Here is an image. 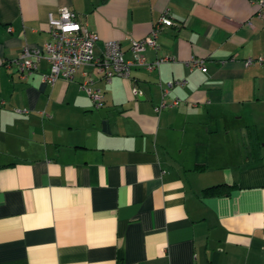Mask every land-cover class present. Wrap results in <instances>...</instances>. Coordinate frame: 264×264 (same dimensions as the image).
I'll list each match as a JSON object with an SVG mask.
<instances>
[{"label":"crops","instance_id":"0c3cea01","mask_svg":"<svg viewBox=\"0 0 264 264\" xmlns=\"http://www.w3.org/2000/svg\"><path fill=\"white\" fill-rule=\"evenodd\" d=\"M62 7L97 32V54L116 39L126 58L129 39L147 35L167 9L173 24L143 54L173 59L110 81L84 64L49 84L42 58L21 78L11 61L50 39L49 16ZM256 7L0 0V264H264V61L256 60L264 17ZM191 57L204 69H190ZM86 76L103 92L99 107L79 87ZM181 79L156 111L161 87Z\"/></svg>","mask_w":264,"mask_h":264},{"label":"built area","instance_id":"2783aa9c","mask_svg":"<svg viewBox=\"0 0 264 264\" xmlns=\"http://www.w3.org/2000/svg\"><path fill=\"white\" fill-rule=\"evenodd\" d=\"M250 2L257 5L255 14L258 17H264V0H250ZM49 23L50 39L40 45L23 46L19 56L11 61L16 64L21 78H25L27 74L32 72L37 62L42 58L49 64V72L42 75V80L49 84H53L60 77L71 80L77 69L84 64L95 66L103 78L110 81L115 75L129 76L132 66H140L151 71L156 69L160 63L173 59L171 56L163 55L149 61L143 54L147 47L156 49L160 30L164 26L173 24L167 9L160 13L147 35L138 39L132 37L129 39V58L124 57L121 44L116 39L105 41L103 50L97 54L95 52L96 42L99 39L97 32L90 30L86 23L79 19L78 14L69 7L60 8L57 16L50 15ZM256 60L261 63L264 61V57H258ZM253 61L254 59L247 58L245 64H250ZM203 62L200 57H191L189 68L204 69ZM185 82V79L168 81L162 86V100L155 106V110L159 111L168 105L164 100V96L173 85H182ZM91 83V77L86 76L79 83V87L90 95L94 106L99 107L102 104L104 95L99 87H93ZM138 92L139 90L134 87L133 93L137 94ZM177 103L178 101L174 100L172 104ZM16 111L24 113L27 112V109H16ZM44 115L48 116L46 113Z\"/></svg>","mask_w":264,"mask_h":264},{"label":"trees","instance_id":"16d2710c","mask_svg":"<svg viewBox=\"0 0 264 264\" xmlns=\"http://www.w3.org/2000/svg\"><path fill=\"white\" fill-rule=\"evenodd\" d=\"M201 168H204V166ZM222 186H225V184H221V183L215 184V185L208 186V187L204 188L203 191H204V193L215 194V193H218L219 188H221Z\"/></svg>","mask_w":264,"mask_h":264},{"label":"rangeland","instance_id":"374dc122","mask_svg":"<svg viewBox=\"0 0 264 264\" xmlns=\"http://www.w3.org/2000/svg\"><path fill=\"white\" fill-rule=\"evenodd\" d=\"M255 146V145H254ZM260 149H261V146L259 147ZM259 148H257V149H259Z\"/></svg>","mask_w":264,"mask_h":264}]
</instances>
